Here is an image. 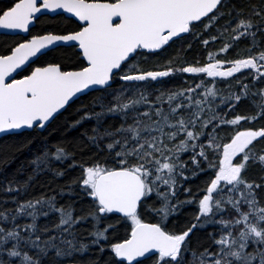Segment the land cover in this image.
I'll return each mask as SVG.
<instances>
[{
  "label": "snow or ice",
  "instance_id": "1",
  "mask_svg": "<svg viewBox=\"0 0 264 264\" xmlns=\"http://www.w3.org/2000/svg\"><path fill=\"white\" fill-rule=\"evenodd\" d=\"M198 26L216 27L209 39L226 41L206 63L177 68L169 57L144 67L182 34L199 35ZM0 29L9 30L0 31V139L10 138L0 143V168L32 145L26 132L46 130L82 96L90 97L77 109L83 115L66 131L95 121L77 148L88 159L64 139L42 138L31 170L22 164L0 181V264H264V177L246 175L252 164L264 167V127L241 124L264 119V0H7ZM21 32L28 38L7 39ZM242 38L247 55L220 58ZM177 72L212 80L151 88ZM218 78L235 80L238 91L218 88ZM253 96L255 114L228 118ZM209 172L204 187H184ZM191 204L198 211L188 223L169 228V217ZM208 225L202 240L197 232ZM93 249L95 258L79 259Z\"/></svg>",
  "mask_w": 264,
  "mask_h": 264
},
{
  "label": "trees",
  "instance_id": "2",
  "mask_svg": "<svg viewBox=\"0 0 264 264\" xmlns=\"http://www.w3.org/2000/svg\"><path fill=\"white\" fill-rule=\"evenodd\" d=\"M235 2V0H234ZM7 3V0H0V7L4 6V4ZM228 19V17H224L218 21V27H225V21ZM195 32H198L199 35H191L187 34L182 36L181 39H177L174 44L170 48L167 49L166 52L162 53L160 56L155 58H149V60L144 64V67L151 68L156 65H163L165 60L169 57H172L176 59L178 62L175 65L177 68L184 67L189 63H199L203 64L207 62V54L209 51H216L218 50L226 41L225 40H219L217 39L215 42L209 39L210 36H218V32L216 27H212L210 29H204L203 26H198L197 29L194 30ZM9 42L14 40H23L27 39L26 37H23L21 35L19 36H11L7 38ZM209 40V43L205 45L203 43V40ZM3 43V39H0V44ZM250 44V40L248 39H241L235 48L231 49L227 54H221L220 58L222 59H235L240 56H245L248 54V46ZM244 72V76L247 77V79L244 82H251V75L248 73L247 70H242ZM27 74V73H22ZM237 79H240L241 76L239 73L235 74ZM165 83L163 85H152L151 88H157V87H163V88H175V87H193L195 84H199L201 79H205L206 81H211L212 78L206 77L204 74H192V73H180L177 72L174 75V78L171 80H168V78H164ZM225 80V78H218L217 87L221 89H225V92L232 90V91H238L236 88L235 80H232L231 78H227L226 82H220ZM227 83L232 84V89H228ZM118 87V85L114 86ZM257 87H264V84H258ZM150 88V90H151ZM200 91H203L202 89ZM155 94V93H154ZM95 95V94H93ZM90 99L88 96H82L80 99L76 100L75 103L71 104V106H68L66 111L62 112L55 121H53L46 130L37 132V131H29L25 133V136L32 139V145L25 149L23 152L17 154L16 159L12 160L11 163H8L7 165L0 168V181H3L5 177L7 179L11 180L13 175L16 174L17 169L20 167V165H25L27 168V161L32 158V149H35L40 143L42 138H47L49 142H54L60 139H64L68 141L67 147L69 151H76V155L78 158L88 159L90 156V153L88 151H84L83 153L78 151V145L80 141H84L83 136L80 135L81 132H83L85 129H88L89 135L92 134L91 128L93 127L95 121L94 120H85L79 127L74 128L70 131L67 130L68 124L79 118L80 115H83L82 112H77V109L81 106L82 102H87ZM252 100H259V96H253L249 99H244L239 104V106L236 108L235 112L229 111L228 118H231L233 115L240 114V115H248V114H255L257 109L253 105ZM116 126L119 125V121H116ZM243 127H252L255 129H258L260 127H264V119H257L256 121H251L247 124L244 122H241ZM234 129L231 127L223 128L221 129L222 134H227L232 132ZM79 139H76V138ZM10 138L3 137L0 139V143H3L5 141H8ZM17 140L23 139V137L16 138ZM84 143H87L84 141ZM258 149H264V141H260L259 144H257ZM187 153L185 154V158H187ZM67 163H71V159L67 161ZM60 167H64L65 165H58ZM28 171H30V168H27ZM79 171V169H73L68 172L67 176L60 178L59 180H55V184H63L65 181L76 175V173ZM211 173L209 172L207 175L205 173H200L197 177H193L190 180H188L184 187H192L193 192L196 191V187L200 186L201 188L204 187V181L208 180ZM247 178L250 180H256L257 182H260L261 177H264V167H262L259 163L252 164L248 170H247ZM17 179H23V174L16 177ZM48 179H51L52 177H47ZM41 181L45 179V177L40 178ZM43 191V189H36L34 192L30 193L32 195H35L36 192ZM2 195V194H0ZM264 195V193H262ZM185 195L181 194L180 199H184ZM67 197H65V200ZM64 200H61V203H63ZM11 206V205H9ZM198 211L196 205H186L178 214L169 217L168 220V226L169 228H174L176 230H179V228L189 221V217L194 215ZM114 219V217L109 218V222ZM147 222H158L157 218L148 216ZM130 224V221L127 222ZM103 227V223L100 225ZM215 226L208 225L207 228L203 230H199L197 232V236L200 239H204L205 233L213 231ZM126 231L130 232V229L127 228V224H125L123 227H118L117 229V235L126 238ZM115 242V241H113ZM194 246H195V240H194ZM206 246V245H205ZM92 256V258H95V249H93L92 253H84L82 256L79 257L81 260H87L89 256ZM109 255V252L106 251L104 253L103 258H106ZM190 258V257H189ZM127 264V263H125ZM144 264H151L150 259H145Z\"/></svg>",
  "mask_w": 264,
  "mask_h": 264
},
{
  "label": "water",
  "instance_id": "3",
  "mask_svg": "<svg viewBox=\"0 0 264 264\" xmlns=\"http://www.w3.org/2000/svg\"><path fill=\"white\" fill-rule=\"evenodd\" d=\"M0 31H9V30H3V29H0ZM21 36H23V37H27L28 38V36H27V34L26 33H22L21 32V34H20ZM184 35H187V34H182V36H184ZM68 106H66V108H67ZM62 112H64V111H62ZM150 223H152V222H150ZM153 252H155V250H153ZM146 255V257H148L149 256V254H145ZM156 255H158V253H156ZM139 259V258H138ZM125 263H127V262H125Z\"/></svg>",
  "mask_w": 264,
  "mask_h": 264
}]
</instances>
